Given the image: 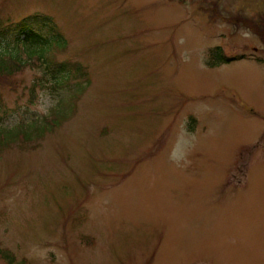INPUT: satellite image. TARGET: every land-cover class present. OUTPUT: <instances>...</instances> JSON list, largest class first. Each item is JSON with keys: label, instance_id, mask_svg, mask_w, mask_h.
Segmentation results:
<instances>
[{"label": "rangeland", "instance_id": "obj_1", "mask_svg": "<svg viewBox=\"0 0 264 264\" xmlns=\"http://www.w3.org/2000/svg\"><path fill=\"white\" fill-rule=\"evenodd\" d=\"M36 13L88 83L40 85L39 63L0 78L5 126L63 99L69 118L0 151V247L16 264H264V42L246 25L264 30V0H0V24ZM219 46L245 60L209 68Z\"/></svg>", "mask_w": 264, "mask_h": 264}, {"label": "trees", "instance_id": "obj_2", "mask_svg": "<svg viewBox=\"0 0 264 264\" xmlns=\"http://www.w3.org/2000/svg\"><path fill=\"white\" fill-rule=\"evenodd\" d=\"M223 19L227 22H236V19L232 18ZM260 22L264 26V17ZM9 24H0V78H3V76L10 77L27 66L39 63L37 66L42 68V76L39 78L40 85L46 83L55 91H70L79 86V90L83 91L82 83L86 86L88 79H85L86 73L82 71V68L78 64L57 62L52 57L51 49L65 44L61 35L57 33L56 24L52 17L36 13L22 19L15 25ZM246 25L259 35L264 42L263 29H260L256 24H252V22H248ZM7 38L13 40V45L16 49H19L17 53L3 49V44ZM23 55L25 58H23ZM241 60H245L244 55L228 56L224 49L219 46L210 51L207 66L214 69ZM73 79H80V81L73 85ZM37 83L39 82L34 84L35 87ZM81 94L72 95V99L77 101ZM66 102L63 99L60 101L58 108L53 109L49 116L34 122H22L13 126H5L0 117V151L13 146L28 145L43 138L48 132H53L55 128L69 119L64 114ZM191 122L192 125L194 120H191ZM0 258L5 260L6 264H16V257L9 249L0 247Z\"/></svg>", "mask_w": 264, "mask_h": 264}]
</instances>
